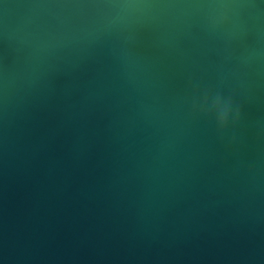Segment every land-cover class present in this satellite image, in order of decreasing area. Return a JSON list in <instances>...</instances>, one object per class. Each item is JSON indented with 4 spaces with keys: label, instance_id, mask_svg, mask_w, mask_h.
Instances as JSON below:
<instances>
[{
    "label": "water",
    "instance_id": "water-1",
    "mask_svg": "<svg viewBox=\"0 0 264 264\" xmlns=\"http://www.w3.org/2000/svg\"><path fill=\"white\" fill-rule=\"evenodd\" d=\"M235 2L0 0V264H264V16Z\"/></svg>",
    "mask_w": 264,
    "mask_h": 264
},
{
    "label": "clouds",
    "instance_id": "clouds-1",
    "mask_svg": "<svg viewBox=\"0 0 264 264\" xmlns=\"http://www.w3.org/2000/svg\"><path fill=\"white\" fill-rule=\"evenodd\" d=\"M230 7L245 10L250 17L259 19L264 16V0H236L235 3L229 5ZM212 114L218 123L223 128L227 126L228 122L233 118L230 105L228 103H221L217 100L212 105Z\"/></svg>",
    "mask_w": 264,
    "mask_h": 264
}]
</instances>
